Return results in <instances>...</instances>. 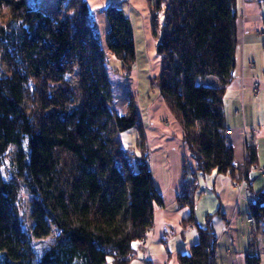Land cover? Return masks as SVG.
<instances>
[{"label":"trees","instance_id":"1","mask_svg":"<svg viewBox=\"0 0 264 264\" xmlns=\"http://www.w3.org/2000/svg\"><path fill=\"white\" fill-rule=\"evenodd\" d=\"M48 1L0 0V264H129L134 244L146 240L163 206L135 96L125 91L123 114L114 106L106 52L119 64V79L131 81L130 20L118 4L107 6L101 44L86 0H52L50 15ZM152 11L159 17L152 24L156 54L165 60L152 84L181 126L195 165L190 175L184 170L176 200L190 208L182 224L195 227L198 240L176 259L214 264L218 213L206 215L203 226L194 222V178L215 171L248 184L247 166L256 161L246 145V166L236 170L225 127L236 0H155ZM75 71L78 88L68 77ZM206 77L216 84L197 83ZM133 129L139 155L119 139ZM248 212L254 234L245 264H260L264 188L251 191Z\"/></svg>","mask_w":264,"mask_h":264},{"label":"crops","instance_id":"2","mask_svg":"<svg viewBox=\"0 0 264 264\" xmlns=\"http://www.w3.org/2000/svg\"><path fill=\"white\" fill-rule=\"evenodd\" d=\"M86 2L99 40L104 41L109 29L103 10L111 4H118L130 20L135 48L139 42L143 46L147 44L153 58L143 60L142 65L138 63L135 74L133 69L130 86L137 88L136 94L133 90L131 92L136 95L146 146L144 154L148 156L153 182L163 206L156 208L146 240L134 244V259L129 264H178L176 255L189 253L190 247L198 240L196 228L182 224L190 216V208L176 200L184 183V170L190 175L195 165L183 141L181 126L150 83L151 76L158 78L165 66L164 58L156 54V41L152 36L155 0ZM236 16L233 79L223 99L225 127L231 133L229 142L236 170H243L246 166V145L254 149L256 161L247 166L248 184L242 177L234 182L215 171L207 175L197 173L194 178V222L203 226L206 215L218 213L212 220L217 237L214 264H245L254 234L248 212L251 191L264 188V175L257 170L258 167L264 168V0H236ZM123 137L126 149L139 155L138 131L133 129ZM259 254L260 264H264L263 248Z\"/></svg>","mask_w":264,"mask_h":264},{"label":"rangeland","instance_id":"3","mask_svg":"<svg viewBox=\"0 0 264 264\" xmlns=\"http://www.w3.org/2000/svg\"><path fill=\"white\" fill-rule=\"evenodd\" d=\"M30 2H33V0H28V3H30ZM52 6H53L52 0H49L44 5V9L46 10V13L48 15H50L52 12ZM99 41L101 44H104L103 40H99ZM106 57H107L108 64H109V70H108L109 76H110L111 81H113L112 82V89H113V94H114V106H115V109L117 110L118 113L123 114L125 112V109H126V106H124V104L122 105L123 99L125 98V91L131 92L133 90V94L134 93L136 94L137 88L132 89L130 86V81H127L125 79H119V77H118L119 73L117 71V70H119L118 69L119 64L115 61V59L112 57V55L109 52H106ZM143 60H153V58H151V56L149 55L148 45L146 44L145 46H143L139 42V43H137L136 48H135V64H134L135 68L133 67L134 74L137 72L138 63L140 65H142ZM68 77L70 78L69 80L72 81L73 84H75V87L78 88L79 81H78L77 71H75L74 74H72ZM151 78L153 80L152 76H151ZM134 79H135V83H137L138 82L137 77ZM152 80L150 81V83H151V86H154L152 84ZM216 81H217V79L215 77H206L204 81H203V79H198L197 83L201 84L202 82H204L203 84L206 86H214L216 84ZM131 84H132V81H131ZM123 136H124V133L119 135L120 142L122 143V145L125 148H128L126 146V143H125L126 139ZM20 206L21 207H20L19 215L21 216V218H25V216L23 215V212H25L28 209V207H27L28 206V197L26 195L24 196V199L21 200ZM263 247H264V244H263ZM263 250H264V248H263Z\"/></svg>","mask_w":264,"mask_h":264},{"label":"built area","instance_id":"4","mask_svg":"<svg viewBox=\"0 0 264 264\" xmlns=\"http://www.w3.org/2000/svg\"><path fill=\"white\" fill-rule=\"evenodd\" d=\"M154 21L159 22V17H158V16H154ZM227 134L230 135L231 133H230L229 131H227ZM252 144H253V141H252ZM257 170H258L262 175H264V168H260V167H258Z\"/></svg>","mask_w":264,"mask_h":264}]
</instances>
